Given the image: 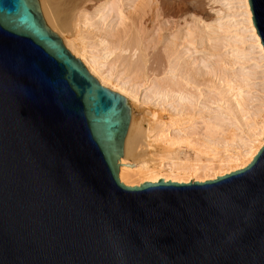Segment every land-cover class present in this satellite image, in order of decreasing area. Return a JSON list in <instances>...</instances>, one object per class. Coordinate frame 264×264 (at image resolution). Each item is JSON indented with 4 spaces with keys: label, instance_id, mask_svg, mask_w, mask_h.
Returning a JSON list of instances; mask_svg holds the SVG:
<instances>
[{
    "label": "water",
    "instance_id": "1",
    "mask_svg": "<svg viewBox=\"0 0 264 264\" xmlns=\"http://www.w3.org/2000/svg\"><path fill=\"white\" fill-rule=\"evenodd\" d=\"M130 114L38 0H0V264H264V144L214 179L126 184Z\"/></svg>",
    "mask_w": 264,
    "mask_h": 264
},
{
    "label": "bare ground",
    "instance_id": "2",
    "mask_svg": "<svg viewBox=\"0 0 264 264\" xmlns=\"http://www.w3.org/2000/svg\"><path fill=\"white\" fill-rule=\"evenodd\" d=\"M87 1L38 0L46 24L68 50L128 101L121 181H203L253 159L264 144V48L248 2L210 0L217 7L211 17L197 9V0H175V6L158 0L164 14L187 16L164 39L159 75L148 68V49L156 42L146 43L132 17L141 18L151 0H95L93 10ZM141 87L147 90L142 100ZM139 104L147 107L136 115Z\"/></svg>",
    "mask_w": 264,
    "mask_h": 264
},
{
    "label": "rangeland",
    "instance_id": "3",
    "mask_svg": "<svg viewBox=\"0 0 264 264\" xmlns=\"http://www.w3.org/2000/svg\"><path fill=\"white\" fill-rule=\"evenodd\" d=\"M165 1H169V0H165ZM174 1L175 0H170L169 2H172V5L175 6V4H173ZM197 1H198L196 3L197 9L202 14L208 15L211 17L214 15V9L217 8V7H214L216 4L211 5L210 0H197ZM123 2L124 3L131 2L132 4H134V3H137L138 1L137 0H123ZM97 5L98 3H96L95 0H90V1H87L86 8L89 10H93ZM163 6L159 3L158 0H151L150 4L144 8L145 11L143 12L142 14L143 16L141 18L138 17L141 14L140 15H138L137 13L132 14L133 19L136 20L135 21L136 27L140 29L142 36H144L146 40V43L150 42V44L152 45L154 42H156V45L154 48L150 47L148 49L149 51L148 68L149 70L155 69L156 74L160 73L163 70L165 66V62H166L165 57H164L165 56L164 55V46H165L164 39L168 36H171L176 28H178L181 25H184V18L187 17L184 15H182V17L181 16L180 17L168 16L162 12ZM123 9H124V12L127 14L129 5L126 4L123 7ZM138 10H140V8H138ZM181 14H182V10L178 11V15H181ZM115 23H116V19L113 20L112 24H115ZM126 23L128 24V21H126ZM260 70L261 69L258 68V71H259L258 75L260 73ZM159 75H162V73H160ZM259 84H260L259 81H257V85ZM146 91L147 90L142 87L137 90L138 97L140 98V100L144 99V94L146 93ZM146 107L147 105L145 104H142V105L139 104L138 107L135 106L134 107L135 114L136 115L143 114V112H145L146 110Z\"/></svg>",
    "mask_w": 264,
    "mask_h": 264
},
{
    "label": "snow or ice",
    "instance_id": "4",
    "mask_svg": "<svg viewBox=\"0 0 264 264\" xmlns=\"http://www.w3.org/2000/svg\"><path fill=\"white\" fill-rule=\"evenodd\" d=\"M245 2H249V0H245Z\"/></svg>",
    "mask_w": 264,
    "mask_h": 264
}]
</instances>
